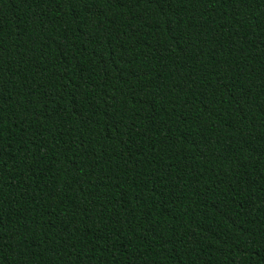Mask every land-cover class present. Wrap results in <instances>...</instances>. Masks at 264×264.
Here are the masks:
<instances>
[{
	"label": "trees",
	"instance_id": "16d2710c",
	"mask_svg": "<svg viewBox=\"0 0 264 264\" xmlns=\"http://www.w3.org/2000/svg\"><path fill=\"white\" fill-rule=\"evenodd\" d=\"M0 264H264V0H0Z\"/></svg>",
	"mask_w": 264,
	"mask_h": 264
}]
</instances>
